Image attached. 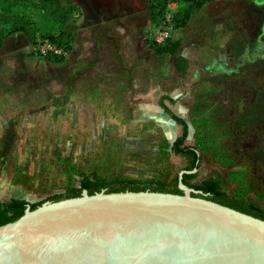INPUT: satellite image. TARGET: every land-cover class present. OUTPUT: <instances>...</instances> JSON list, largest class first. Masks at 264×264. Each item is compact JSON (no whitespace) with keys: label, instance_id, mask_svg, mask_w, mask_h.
<instances>
[{"label":"rangeland","instance_id":"rangeland-1","mask_svg":"<svg viewBox=\"0 0 264 264\" xmlns=\"http://www.w3.org/2000/svg\"><path fill=\"white\" fill-rule=\"evenodd\" d=\"M61 2L65 17L35 3L11 9L30 35L12 33L0 48V202L39 204L83 177L174 190L191 158L172 151L181 130L166 107L201 159L188 183L219 175L229 197L264 210V0L195 11L172 36L188 57L184 76L148 47L146 0ZM175 4L167 15L189 1ZM60 31L72 35L70 51L45 46L42 35Z\"/></svg>","mask_w":264,"mask_h":264},{"label":"water","instance_id":"water-1","mask_svg":"<svg viewBox=\"0 0 264 264\" xmlns=\"http://www.w3.org/2000/svg\"><path fill=\"white\" fill-rule=\"evenodd\" d=\"M181 195L106 193L28 205L0 226V264H264V221Z\"/></svg>","mask_w":264,"mask_h":264},{"label":"trees","instance_id":"trees-1","mask_svg":"<svg viewBox=\"0 0 264 264\" xmlns=\"http://www.w3.org/2000/svg\"><path fill=\"white\" fill-rule=\"evenodd\" d=\"M148 4V10L150 13V27H156L162 24L167 16V9L171 0H146ZM189 6L181 12H176L172 15V23L174 26L175 33H178L180 30L185 29L188 26V23L191 19L193 13L202 8L203 4L209 0H188ZM0 7V48L4 39L16 32H24L30 35V31L27 28L28 23L26 20L21 17H16L12 14V8L15 6H25L32 3L37 4L39 9L46 15L50 17H65L66 14L70 13V9L62 5L61 0H3ZM176 38H171L165 43L158 44L152 40H149L148 47L158 56H169L172 57V64L176 71L182 76L185 75L188 69V60L177 55L178 49L180 47L179 40ZM43 41H48L50 44L57 48H63L64 51H70V43L73 40V37L70 33L60 31L58 33H44L42 35ZM168 99L167 97H165ZM170 102L171 99H168ZM166 112H168L172 118L183 125V134L179 137L172 146V151L177 155H184L191 158L190 166H188L184 171H192L196 169V161L200 160L195 153V149L190 147H183V143L187 136V125L184 120L173 116L169 110L164 107ZM195 174H184L183 175V184L189 185L195 191H200L203 195L206 196L212 202L218 203L220 205L232 208L236 211L242 212L244 214L253 216L255 218L261 219L264 221V210H262L257 203L254 201L241 202L229 197L226 193V184L224 183L221 176H217L219 182L214 181H204L203 184L196 186L190 185L188 180L194 177ZM178 182V180H177ZM119 184L126 185L119 189L108 188L107 185L95 184L92 180V177H83L80 181V187L76 190H73L71 193L66 195L55 196L52 199L46 200L44 202L50 201L55 202L67 198H75L81 196L83 191H87L89 195L105 191L106 193H119V192H140V191H152L160 193H171L181 195L182 192L178 189V184L175 185L174 190H166L163 186L156 188L147 186L141 187L139 183L134 181H123ZM224 187L222 189V187ZM42 203L39 204H29L24 200L12 199L9 202H0V226L15 221L20 216L23 215L26 207L30 205V209L34 210L39 207Z\"/></svg>","mask_w":264,"mask_h":264},{"label":"built area","instance_id":"built-area-1","mask_svg":"<svg viewBox=\"0 0 264 264\" xmlns=\"http://www.w3.org/2000/svg\"><path fill=\"white\" fill-rule=\"evenodd\" d=\"M177 1L179 0H171L169 6H175ZM174 33L175 31L172 23V15H167L165 21L162 24L152 28L150 32V38L152 41L162 44L171 39ZM45 46L50 50L57 52V50H55L51 44L46 42Z\"/></svg>","mask_w":264,"mask_h":264},{"label":"flooded vegetation","instance_id":"flooded-vegetation-1","mask_svg":"<svg viewBox=\"0 0 264 264\" xmlns=\"http://www.w3.org/2000/svg\"><path fill=\"white\" fill-rule=\"evenodd\" d=\"M165 111V110H164ZM169 116L170 117H172L170 114H169ZM173 119V118H172ZM175 121V120H174ZM173 121V123L175 124V126H177L178 128H180V130H181V132H180V135H179V137H181V135L183 134V125H181L179 122H177V121H175L174 122ZM178 137V138H179ZM177 138V139H178ZM176 139V140H177ZM175 142V141H174ZM183 147H184V143H183ZM193 149V148H192ZM195 153H196V155L198 156V157H200L199 156V154L195 151ZM201 160V159H200ZM200 160H198V161H196V165H199V163H200ZM193 170H196L197 171V168L196 169H193ZM192 170V171H193ZM184 171V170H183ZM185 172V171H184ZM189 172H191V171H189ZM192 174H195V173H192ZM218 175H208L207 177H205V181L207 180V181H214V182H219V179H218V177H217ZM182 183H183V178H182ZM190 184V183H189ZM190 185H192V184H190ZM187 187H189V188H191L192 189V187H190L189 185H186ZM221 187H222V185H221ZM224 187H222V189H223Z\"/></svg>","mask_w":264,"mask_h":264},{"label":"crops","instance_id":"crops-1","mask_svg":"<svg viewBox=\"0 0 264 264\" xmlns=\"http://www.w3.org/2000/svg\"><path fill=\"white\" fill-rule=\"evenodd\" d=\"M179 56H181V57H183V58H185V59L188 60V57H187V56H184V55H182V54H180ZM175 70H176V69H175Z\"/></svg>","mask_w":264,"mask_h":264}]
</instances>
